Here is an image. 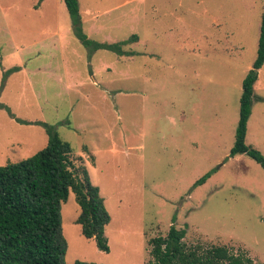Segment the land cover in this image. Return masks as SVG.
<instances>
[{
    "label": "rangeland",
    "instance_id": "374dc122",
    "mask_svg": "<svg viewBox=\"0 0 264 264\" xmlns=\"http://www.w3.org/2000/svg\"><path fill=\"white\" fill-rule=\"evenodd\" d=\"M60 1L37 10L39 0H0V167L47 146L42 123L70 144L111 222L106 253L82 236L71 192L66 263L148 264L150 240L175 225L189 247L264 264V170L230 157L264 0H79L85 34L111 44L137 35L124 48L135 57L91 56ZM39 43L48 54L26 51ZM255 94L264 98V66ZM246 143L264 155V102L253 105Z\"/></svg>",
    "mask_w": 264,
    "mask_h": 264
},
{
    "label": "trees",
    "instance_id": "16d2710c",
    "mask_svg": "<svg viewBox=\"0 0 264 264\" xmlns=\"http://www.w3.org/2000/svg\"><path fill=\"white\" fill-rule=\"evenodd\" d=\"M44 0H39L38 7ZM72 22L75 37L90 51L107 50L119 56L135 57L137 52L124 48L138 40L133 35L117 43H99L83 30L79 0H63ZM264 66V12L260 28L257 58L243 81L240 117L235 144L230 157L246 155L264 170V155L246 143L248 122L255 102L264 98L255 94L259 71ZM20 68L6 72L10 75ZM2 105L1 107H3ZM49 134L47 146L34 156L0 167V264H67L68 242L63 233L62 206L74 193L80 207L77 224L81 234L95 240L99 250L109 253L105 229L111 216L87 170L78 166L69 143L64 142L54 127L42 123ZM210 171L200 178L194 189L213 176ZM177 220L173 218V223ZM186 229L172 225L167 236L150 240L151 260L148 264H246L250 260L230 254L225 247L209 249L189 247L184 242ZM74 264H94L77 261Z\"/></svg>",
    "mask_w": 264,
    "mask_h": 264
},
{
    "label": "crops",
    "instance_id": "0c3cea01",
    "mask_svg": "<svg viewBox=\"0 0 264 264\" xmlns=\"http://www.w3.org/2000/svg\"><path fill=\"white\" fill-rule=\"evenodd\" d=\"M45 2H47V0H44V1L41 3L42 5H40V7H39L37 10L41 9V8L43 7V4H44ZM60 4H61L62 8L65 10L66 6H65L63 0L60 1ZM63 6H65V8H64ZM66 10H67V9H66ZM97 20H98V19L96 18V21H97ZM93 21H95V19H93ZM82 23H83V22H82ZM67 25H68V24H67ZM92 28H93V29H97V28H99V27L96 26V25H93ZM100 29H102V28L100 27ZM60 31H61V33H58V32H57V34L54 33L55 37H62V36H63L62 34H63L64 32L67 31V26H62V25H61ZM36 33H37V34H40V31H38V32H36ZM42 34H43V32H42ZM45 35H46V34H45ZM62 38H63V37H62ZM40 45H41V43H39V44H37V45H34V46H31V47H29L28 49L25 47V49H26V51H27L28 53H32V54H31L32 56H35V55H39V56H41V55H46V54H48V52H47V51H44ZM53 47H54L53 50H59V48H57L56 45H53ZM25 49H24V50H25ZM255 88H256V87H255ZM247 133H248V132H247ZM238 156H239V155H238Z\"/></svg>",
    "mask_w": 264,
    "mask_h": 264
}]
</instances>
